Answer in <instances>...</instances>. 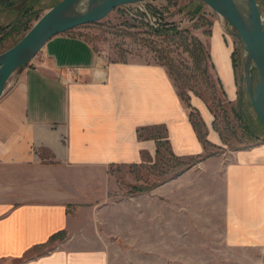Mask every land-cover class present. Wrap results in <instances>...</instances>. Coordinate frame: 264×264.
<instances>
[{
  "label": "crops",
  "instance_id": "crops-1",
  "mask_svg": "<svg viewBox=\"0 0 264 264\" xmlns=\"http://www.w3.org/2000/svg\"><path fill=\"white\" fill-rule=\"evenodd\" d=\"M211 14V34L201 39L233 98L227 22ZM73 31L50 39L16 70L0 98V264H113L110 236L126 231L115 230L102 215H120L121 225L124 215H141L140 205L148 204L147 215H154V207L142 192L112 199L111 169L154 164L162 133L165 148L178 157L205 153L165 65L109 60ZM190 102L210 141L220 146L208 104L193 93ZM140 128L149 129L143 137ZM215 155L198 163L225 160ZM229 159L223 170L225 242L264 251V142ZM59 231H66L64 239L37 249Z\"/></svg>",
  "mask_w": 264,
  "mask_h": 264
},
{
  "label": "rangeland",
  "instance_id": "rangeland-1",
  "mask_svg": "<svg viewBox=\"0 0 264 264\" xmlns=\"http://www.w3.org/2000/svg\"><path fill=\"white\" fill-rule=\"evenodd\" d=\"M7 1L12 4L7 5ZM27 1L0 0L2 35L11 30L10 26L22 16L28 4L34 5L42 15L57 0ZM200 2L203 3V9L195 14L194 10ZM258 2L264 19V1ZM211 11L201 0H145L121 6L101 21L75 29L97 50L107 55L109 60H155L166 64L167 60H171L175 70H180L179 84L185 86L183 91L189 92V86H196L207 94L208 105L214 110L213 113L209 107L213 116V129L216 113L217 125L226 139L223 142L221 138L220 146L217 145L221 149H210V152L216 153L214 157L224 154V161L220 158L206 160L184 172H181L182 168L176 165L165 147L163 156L158 157L154 164L111 169L116 183L111 193L112 199L119 201L123 197H130L131 194L139 193L134 187H143L147 189L141 194L143 200L151 199L154 207V215H147L150 211L148 204L144 203L143 207L140 205L141 215H124L121 225L120 215H102L115 230L121 228L126 231L125 234L123 231L122 237L110 236L109 250L113 264H264L263 250L231 247L224 239L225 161L230 160L229 156L234 151L249 149L264 142V129L259 128L262 126L246 92L245 52L233 34L235 29L228 23L224 37L232 49L236 73V93L233 98L213 72L210 50L202 40L211 34ZM37 20L33 17L30 26ZM172 28L177 30L169 31ZM26 32L21 30L19 34L7 35L0 46V53L12 47ZM193 38L201 41L210 54L212 81L222 84L223 90L217 87V96L223 106L220 108L224 110L222 112L212 98V89L203 79L202 70L206 60L197 66V62L186 51L194 49ZM192 93L190 91V95ZM240 93L243 96L242 104H239ZM232 107L238 109V114L232 111ZM249 129L256 131L255 136L249 133ZM218 135L221 137L219 132ZM179 172L181 174L177 176ZM163 183L153 194L150 193L149 188Z\"/></svg>",
  "mask_w": 264,
  "mask_h": 264
},
{
  "label": "water",
  "instance_id": "water-1",
  "mask_svg": "<svg viewBox=\"0 0 264 264\" xmlns=\"http://www.w3.org/2000/svg\"><path fill=\"white\" fill-rule=\"evenodd\" d=\"M145 0H60L23 37L0 53V98L12 74L30 63L53 37L101 21L113 10ZM235 31L245 52V85L264 127V19L258 0H201ZM264 1V0H262Z\"/></svg>",
  "mask_w": 264,
  "mask_h": 264
},
{
  "label": "trees",
  "instance_id": "trees-1",
  "mask_svg": "<svg viewBox=\"0 0 264 264\" xmlns=\"http://www.w3.org/2000/svg\"><path fill=\"white\" fill-rule=\"evenodd\" d=\"M58 1H60V0H57L53 5H55ZM26 2H29V1L26 0ZM200 3L201 4L198 5L194 10L195 14L200 13V11L203 9V3L202 2H200ZM10 4H12V3H8V1H7V5H10ZM40 16H41V12H38V10L35 8L34 5L28 4V6H26L25 9L23 10L22 16H20V18L13 25L10 26V27H12L10 31L6 32L4 35H2L1 31H0V46L2 44L3 39L7 35L11 36L13 34H19L21 30H23V32H26L31 27L30 25H31V20L33 19V17L37 20ZM176 30L177 29L172 28L169 31L174 32ZM23 35L20 38L18 37L19 39L14 44H16L23 37ZM193 42H194V49L191 52L188 49L186 51H188L191 54V57L195 60V62H197V66H201L200 62L203 64L206 60V66L202 70L203 71V79H204V82L207 83L208 86L212 89V92H213L212 98L217 102V105L219 106V109L222 112L224 110H223V108H220L223 106H222V101L217 96V87L221 90H223V87H222V84L220 83V81H217V83H214L212 81L211 76H210V70H209L210 54H209L208 50H206L203 43L201 41H199L197 38H193ZM236 61L237 60H235V64L237 63ZM158 63L163 64L168 68L171 77L175 81V84L177 86V89H178V92H179L181 99L185 102L187 107L190 108V119H191L192 124H193V126H194V128L198 134V137L201 140V142L203 143L204 149H205V153L203 155L192 156V157H178V156L174 155L172 151L167 149V151L171 155L172 159L176 162V165L182 168L181 172H184L185 170L196 165L198 162L205 159L206 157L216 154L215 152H210L211 148L218 147L219 149H221V147L211 143L208 140V130H207L206 124H205L203 118L201 117V115L199 114L198 110L195 107H193L191 102H190V100H191L190 91L193 92L195 95L199 96L200 98H202L208 104V99L206 96L207 94L202 92V90L200 88H197L196 86H189V88H188L189 92L183 91V88H185V86L183 87V86H180V84H179V77L181 75L180 70H177V71L175 70V66L172 65L171 60H167V64L159 62V61H158ZM246 92H247V90H246ZM222 93H224V91H222ZM242 102H243V96L240 93L239 104H242ZM229 104H231V102H229ZM210 109L214 113V110L212 109V107H210ZM232 111L237 113L238 109L236 107H232ZM258 120H259V118H258ZM259 123L262 126L260 120H259ZM214 128L220 133L221 138L223 139V142H224L225 137L217 125L216 113H215ZM259 128H260V130H261V128L264 129L263 126L262 127L259 126ZM147 130H149V129L140 128L138 130L139 136L143 137V134ZM255 132L256 131L249 129V133L252 136H255ZM159 138H160L159 149L157 151V155L162 157L163 156L162 147L163 146L165 147V145L169 142L164 139L165 135L163 133L159 136ZM181 172L177 173V176L180 175ZM152 188L153 187H151L149 189H152ZM134 189L139 191V192H144L145 190H147L143 187H134ZM65 237H66V231H59L51 237L49 242H47L43 245L37 246V249H40L41 247L44 248V247L50 245L54 240H62Z\"/></svg>",
  "mask_w": 264,
  "mask_h": 264
},
{
  "label": "built area",
  "instance_id": "built-area-1",
  "mask_svg": "<svg viewBox=\"0 0 264 264\" xmlns=\"http://www.w3.org/2000/svg\"><path fill=\"white\" fill-rule=\"evenodd\" d=\"M140 3V2H139ZM135 4H138V3H135Z\"/></svg>",
  "mask_w": 264,
  "mask_h": 264
}]
</instances>
